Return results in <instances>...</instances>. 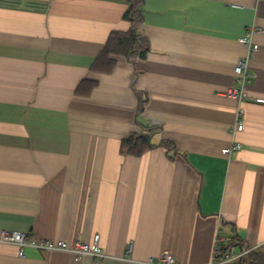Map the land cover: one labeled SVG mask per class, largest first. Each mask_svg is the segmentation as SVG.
Returning <instances> with one entry per match:
<instances>
[{
    "label": "crops",
    "instance_id": "1",
    "mask_svg": "<svg viewBox=\"0 0 264 264\" xmlns=\"http://www.w3.org/2000/svg\"><path fill=\"white\" fill-rule=\"evenodd\" d=\"M129 5L0 0V229L70 243L99 234L100 264H137L120 258L130 243L133 260L169 250L207 264L217 230L264 251V103L227 93L248 53L239 37L255 26L247 89L264 97V0H144L145 58L93 70L109 34L130 27ZM151 125L154 143L175 142L173 158L162 146L121 152ZM0 264L94 263L0 242Z\"/></svg>",
    "mask_w": 264,
    "mask_h": 264
},
{
    "label": "built area",
    "instance_id": "2",
    "mask_svg": "<svg viewBox=\"0 0 264 264\" xmlns=\"http://www.w3.org/2000/svg\"><path fill=\"white\" fill-rule=\"evenodd\" d=\"M255 31V26H251L247 29L244 35L239 37V41L247 46L248 53L243 55L235 64L234 72L239 83L229 88L227 93L229 95L235 96L241 101L253 100L256 102L264 103V97L251 96L249 95L247 89L252 78L256 76V72L252 70L249 63V60L252 57L253 53L259 47V44L253 39V34L255 33ZM242 113L243 109L240 108L238 111L237 121L230 128L233 134L241 131L243 128V120L241 117ZM241 146L242 144L240 142H234L231 146L223 148V152L229 154L232 150H239ZM228 239V237L222 234L221 230H217L212 258L207 264H236L244 255L255 248L248 247L240 252L226 250L224 248V243L227 242ZM99 241V234L94 235L92 243L82 240H77L73 243H70L62 239L37 238L35 236H32L27 231L0 229V242L17 245L20 255L24 254V249L26 246H31L44 250L66 251L75 255L79 259L89 257L94 264H100L108 256V254L101 247ZM131 250L132 243L128 244L126 253L120 258L124 260L134 261L137 264H179L174 254L169 250H164L158 255H151L142 260H133L130 256Z\"/></svg>",
    "mask_w": 264,
    "mask_h": 264
},
{
    "label": "trees",
    "instance_id": "3",
    "mask_svg": "<svg viewBox=\"0 0 264 264\" xmlns=\"http://www.w3.org/2000/svg\"><path fill=\"white\" fill-rule=\"evenodd\" d=\"M128 1L130 5L124 17L129 20L130 27L124 31L114 30L109 34L106 43L91 65L93 70L110 73L115 69L118 57L145 58L149 51L148 37L137 28V23L143 17L144 0ZM91 86L92 83L90 81L82 80L77 87V92H88ZM160 128L161 126L156 125L143 126L141 132L133 133L121 141V152L125 155H141L149 149L162 146L169 154V157L173 158L178 153L173 140H161L159 143L152 141L153 134ZM241 241L238 233H236L224 243V248L238 252L235 250L236 246H239L240 251L250 247L249 245H244ZM236 264H264V251L254 248Z\"/></svg>",
    "mask_w": 264,
    "mask_h": 264
},
{
    "label": "rangeland",
    "instance_id": "4",
    "mask_svg": "<svg viewBox=\"0 0 264 264\" xmlns=\"http://www.w3.org/2000/svg\"><path fill=\"white\" fill-rule=\"evenodd\" d=\"M235 250H237V251L239 252V251H240V250H239V246H236V247H235Z\"/></svg>",
    "mask_w": 264,
    "mask_h": 264
}]
</instances>
